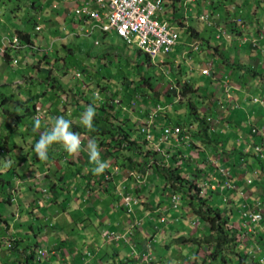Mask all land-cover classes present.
Here are the masks:
<instances>
[{"label":"rangeland","instance_id":"obj_1","mask_svg":"<svg viewBox=\"0 0 264 264\" xmlns=\"http://www.w3.org/2000/svg\"><path fill=\"white\" fill-rule=\"evenodd\" d=\"M41 1L0 0V47L7 46L5 54L0 51V175L2 174L10 181V183L6 181L5 186L0 185V214L6 220L2 223L0 233L5 236L4 246L13 242L12 237L15 234L20 236L18 243L22 253L23 251L29 252L32 248L45 250L43 254L49 258L48 264H55L56 261L53 260L57 253H53L52 250L62 248L64 245L58 246L61 243L54 242V237L59 240L69 238V241H72L75 246L65 245V251L68 252L79 247L84 236L89 233L92 236L91 239L101 238L103 240L104 252L100 256L103 258L102 262L106 264H116L119 261H123L124 264H129V262L130 264H141L137 254L149 251H151V258L159 260L161 264H182L184 257L189 264H193L191 256H194L196 251L201 255L203 246L192 243L193 239L190 237H203L209 232V224L191 210L185 198L186 194L193 192L196 188V185L190 184L192 180L190 172L196 165L192 162L194 157L185 152L179 156L172 155L174 151L177 153V150L170 146L168 153L173 160L166 162L169 166L182 163L181 169L185 174L183 177L185 184L179 185L178 190L165 184L164 176L158 175L157 169L152 167L155 159L151 157V154L160 157L163 151L154 150L155 145L167 150L166 145H162L157 138H153L151 142L147 141L141 132L140 123L148 118L147 112H152L156 108V102L166 104L169 101L171 105L165 109L167 114L162 115L161 113L160 115L173 123L180 121L184 124L182 126L192 121L187 104L188 101H193L196 95L193 92L192 96L191 93H187L183 98L182 86L186 80H189L190 86L200 93L204 92L208 96L219 93L217 90L213 92L209 87L204 88L212 84H209V80L200 72L203 67H208L209 63H212L211 70L221 68L222 56L214 53L217 45L220 47L218 51H223L227 60L230 61L232 58L235 63L244 68L254 65V62L249 63L244 60V56L247 55V52H244L246 46L239 47L235 42L243 40L242 37L237 40L238 32L242 29L243 35H247V32L252 29H255L256 33L262 26L264 30V0H192L188 2L187 7H192L189 13L193 10L194 18L187 20L199 32L200 38L195 39L199 40L200 49L198 51L188 49L190 52L182 55V50L186 49L183 43L185 44L191 37L186 28L181 25L178 46L175 45L169 54H158L155 58H148L144 52L139 51L135 44L126 43L112 31H101L92 21L81 24L76 21L73 23L72 18L78 20V17L70 11L72 6L62 0V4L68 7L66 13H72L69 17L70 21L64 22L67 26H64L63 21L66 16L55 12V9H43L38 4ZM183 1L163 0L164 7L161 14L166 19L175 22L174 19L178 20L184 14ZM33 3L37 7H34ZM206 12L211 19L213 15L214 20L219 17L216 13L223 14L220 29L218 26H209L205 20L197 19V16ZM39 14H41L40 18L37 19L36 16ZM18 30L31 32L32 46L26 44H21L18 48L10 46V41L14 37L20 40L17 37ZM239 51H243L244 56ZM254 67L253 70L257 69L256 65ZM226 69L229 70L228 67ZM77 72H80L79 76L76 75ZM54 78V82L57 84L59 82L66 91L56 87L55 83L51 86L47 85V82ZM146 79L152 84V88L145 83ZM129 80L133 82L130 86L126 84ZM174 89L177 95L173 94ZM167 90L171 95L166 96ZM82 96H86L87 100H92L96 106L86 100L77 102ZM3 98L6 99L4 102L1 100ZM82 98L85 99V97ZM33 104L37 115L41 118V127L45 125L52 127L54 124L52 117L55 116H63L65 119L77 116L73 112L74 106L79 108L80 113V111H85L89 105L94 107L96 112H101V106L105 105L108 114H115L121 120L113 118V126H124L128 129L131 132L129 139L135 140L138 147L136 151L139 153L138 158L149 159L145 167V170L149 172V179L147 177L141 184L143 190L140 187L135 189L136 185L140 184H136V181V185L131 187L134 190L132 195L135 197H138L137 194L139 195L141 190L144 194L141 200L133 204L131 214L127 213L126 209L118 207V204H112L114 199L105 200L109 194L103 198L99 197V187L91 188L94 185L90 182L91 187L85 186L83 191L81 189L83 181L89 179L88 176L84 178L83 175L87 174V170L94 168L89 159L88 144L94 141L98 146L100 141L98 136L93 137L77 132L83 141L78 155H69L63 145L58 143L57 150L51 151L47 161L40 160L41 165L34 166L35 169H39L38 176L34 177L32 172L31 176L23 177V179L26 178V182L21 178L19 181L16 180L12 175L15 174L12 170L18 165L22 169H27L37 159L33 145L39 140L37 135L43 131L40 128L37 132L39 134L35 136L31 130L34 124L33 118L36 115L31 117L26 115V112L33 108ZM196 104L201 106L199 101ZM204 105L207 108L209 104ZM55 110L59 111V114H56ZM209 114L204 116L205 119ZM212 125H215V121ZM192 140L195 141L191 139L189 143L193 145ZM5 142L7 147L11 145L12 149H7L4 146ZM14 142L16 145H12ZM178 146L183 150L186 149L184 144ZM98 150L101 154L107 152L105 147H99ZM157 151H160L159 155ZM104 160L108 162L109 166L106 169H109L115 181L117 176L114 165L120 164L121 158L112 155ZM187 160L189 163L185 162ZM77 168L80 171H77ZM130 170L132 168L128 170L118 166L119 173L126 174L134 181L132 175H129ZM135 170L137 169H133ZM44 171L48 173L45 177ZM98 185L96 182L95 186ZM169 187L179 197L173 202L175 206L170 202ZM77 188L81 191H77ZM81 193H83L82 196ZM56 194H58L56 201H51ZM207 199L214 202L222 212L228 209V202L216 194L212 196V199L207 196ZM118 203H121V200H118ZM97 206L100 208L95 210ZM150 206H159L165 211L164 215L172 216V218L161 222L156 211L153 212ZM175 214L176 217H174ZM84 216L87 218L84 219ZM136 216L141 218V223L138 224ZM135 219H137L138 226L134 228V231L130 228L133 234H127L126 238L120 242H108V232L118 229L117 221L126 224L128 220L134 222ZM71 221V227L75 228L68 226ZM228 223L232 225L231 220ZM6 225L9 226L8 231L5 228ZM252 226L253 224H250L246 227ZM122 232L123 230L116 231V233ZM250 234L247 235V241L254 239L253 234ZM8 236L11 237L9 241L6 240ZM237 239L239 240L238 237ZM49 240L53 243L50 247ZM2 248L0 257L5 262L2 264H7L8 258L12 262L20 256L19 250L1 251ZM112 248L118 250L115 258L108 257V255L112 256ZM239 249L240 244L235 243L232 251H239ZM241 253L245 255L243 251ZM34 258L37 260L38 256ZM42 261H45L44 256ZM257 261L260 262L256 257L250 259L252 264H259Z\"/></svg>","mask_w":264,"mask_h":264},{"label":"crops","instance_id":"obj_2","mask_svg":"<svg viewBox=\"0 0 264 264\" xmlns=\"http://www.w3.org/2000/svg\"><path fill=\"white\" fill-rule=\"evenodd\" d=\"M61 1L62 0H42L38 4H40V7H42L43 9L51 8V10L55 9L56 10L55 12L63 13V16H66L63 23L64 22L67 23L70 21L69 17H71L72 13H68V12L66 13V9L68 7H65ZM33 6L37 7L36 4H34ZM189 10H190V8H189ZM189 12L190 11H188L186 13V15L189 16L188 19L194 18V16L192 15L193 10L191 13H189ZM216 14L219 15L218 22H220L223 19V14H219V13H216ZM40 15L41 14L36 16L37 19L40 18ZM55 15H54V18H56ZM72 21H73V23L78 22L79 24L88 22V21H84L83 19H81L79 17H78V20H76L75 18H72ZM65 23H64V26H67ZM215 24H216V22H215ZM256 26L258 27V25H256ZM243 28H244V26H243ZM50 30L53 31L54 29H50ZM241 31L238 32L239 35L236 34V36L238 35L237 40H239L238 38L243 37V36H246L248 38H257L258 39V45L257 46H252L248 42H245V43H241L240 41H238L237 43L235 42V44H237L239 47H242L243 45L246 46L245 50H244V52H247L246 56H244L242 54V53H244L243 51H241V52L239 51V52L242 54V56H244V60H246L249 63L254 62L253 64L256 65L257 69H254V70L252 69V68H255L254 65H251L250 67L247 66L246 68H244L243 66H240L239 64H237L236 66H232L231 62L233 61V59L231 58L230 61H226V60L223 61V63H221V68H219V70L217 68H215L214 70H210V74H201L209 80V84H212V85H207L204 88L209 87L212 89L213 92H215L216 90L219 91V93H216V95H214V96H208L205 93V95L211 99L210 102H216V104H214V105L210 104V105H213V107L210 108V111L213 114V116H211V117L215 118L216 122H215V125H212L209 128V136H210V139L213 140L212 143L207 145L205 142H200L199 140L196 141L195 145L198 147L197 148L198 150L196 148H194L191 151L190 155H192L194 157V160L192 162L196 163V165L192 171L195 172L197 170H201V173H200L201 176L198 177V179H196L197 181L210 179V181L212 183H215L216 185L222 181V178L220 176H218V174L215 170V167L212 164H210V161H208L207 163L205 162L204 163L205 165H203L202 160H205V159H210V160L216 159L217 160V159H219L221 164H224V165L230 167L234 182L236 183V185L238 186V188L240 190L244 191L248 205L250 204L252 206L253 204L255 205L256 202L263 201V203H264V108L259 103L254 102L252 100V98L255 97V98L262 99L264 101V30H263V26H262L261 28H258L256 33L254 32L255 29L254 30L252 29L250 32H247V35H243V33ZM218 48H220V47H218ZM222 49H223V47H222ZM217 51H218V49H217ZM221 52H223V51H221V50L218 51V53H221ZM242 56H240V57H242ZM227 67L229 70L226 69ZM251 69H252V71H251ZM230 70H232V71H230ZM213 73H215V74H213ZM218 77H220L219 81H217ZM226 81H228V86L230 85L229 87L225 86ZM212 86H214L215 88H213ZM226 88L228 89L229 95L231 96V99H228V100L226 99V97H225L226 93L224 92ZM217 98H218V100H217ZM206 103L209 104V102H206ZM222 104H224L223 107H221ZM215 107H217V109ZM212 109H214V110H212ZM57 117L58 116L52 117V120L55 121V118H57ZM162 120L163 119H161V121ZM33 128H34V124L31 127V130L34 133ZM50 128L51 127H48L47 125H45L44 127H41L43 132L50 129ZM252 128H256L257 129L256 132L253 133ZM38 131H40V130L35 131V133ZM159 131L160 130H159V126H158L157 130L155 132L156 133L155 138L159 137V135H160ZM38 136H40V135H38ZM24 142H25V140H24ZM251 143L259 144L260 146H262L263 156H261V155L258 156L254 152V150L252 151V144ZM33 146L35 147V145H33ZM57 148L58 147L54 146L51 148V151L53 152V151H55V149L57 150ZM52 152H50L49 154H51ZM36 158H37L35 160L36 162L34 161V163H31V167H28L27 169H25V168L22 169L18 165L14 169L13 172L15 174H13V175L15 176L16 180L19 181V178H21L22 181H25L26 178L23 179V177L31 176L32 172H33L34 177L38 176L37 171L39 169L38 170L35 169L34 166H36V165L40 166L41 164H39V161H40L39 157H36ZM100 158H101V156H100ZM19 161L20 160H18V162ZM103 161H105V160H103ZM21 163H24L25 165L27 164L26 162H23V161H21ZM93 166L95 167L94 164H93ZM201 168H203V170ZM32 170H35V171H32ZM87 171H88L87 174L83 175V177L85 178L86 176H88L89 179H87V180H89L90 184L94 185V187H95L96 181L94 179H96L95 176L97 174H95L93 172V170H87ZM106 172H107V170L104 171V174ZM182 172H183V169H182ZM45 174H48V173L46 171H44L43 172L44 177H45ZM43 175H42V177H43ZM91 176L94 179H92ZM116 176H117V179H115V181L113 183L114 187L112 188V190H110V188L108 187V188H106L105 191H103L102 185L100 186L101 188H99V190H98L99 197L103 198V197L107 196V194H109L105 198V200L114 199L112 204L113 203L115 204L118 200H120V195L117 193L124 192L125 187L126 188L129 187L130 188L129 191L131 193H133L134 190L131 187L136 185L133 180H131L130 178L129 179L127 178L126 174L124 175V174L118 173V174H116ZM148 179H149V177H148ZM87 180L83 181V187L81 188L82 191H83V188L85 187V183ZM248 180H251V182L248 183ZM94 187L92 186L91 188H94ZM21 189H20V191H22ZM81 189L79 190L77 188L76 190L81 191ZM142 190H143V188H142ZM206 190H207V194H209V193L210 194L213 193L216 195L218 194V196H221L223 198L227 196L229 203L227 204L228 209H226V210H227V213L232 215V217H231L232 219H230V220L233 221V223H234L233 226L237 230L241 231V229H242L243 231H245L246 229L247 230L251 229L250 227H243L240 225V223L243 222L242 219L240 218V214H241L240 211L242 210V205L245 203V199H243V197H241L239 195V193L237 194L236 191H229L228 192L227 189H222V187L220 185L219 186L217 185V189L214 190L213 192L211 190H209V188H207ZM16 191H19V190H16ZM89 192L91 193V191H89ZM144 193H145V191H144ZM82 194L83 193H81V196H82ZM102 202H103V200L100 202V204H102ZM19 207L21 208L22 206L20 205ZM99 208L100 207L97 206V207H95V210H98ZM123 209H125V208H123ZM156 212H157V210H156ZM164 213H165V211H163V214ZM165 216H166V219L164 222L168 221V218L169 219L172 218V216H169V215H165ZM176 216L177 215L175 214L174 217H176ZM138 218H140V217H138ZM168 223H170V222H168ZM116 224L118 226V229L115 230V232L116 231H122L127 226L126 224H123L120 221H117ZM102 232H103V229H102ZM250 233L251 232L249 231L248 235H251ZM262 233L263 232L262 231L260 232V230H259L257 234H255V235L253 234L254 239L249 240V243L250 244H256V241L259 238V235H261ZM91 237H92L91 234L87 233L83 238V241H82L83 244L81 243L79 247H75L68 252L65 251L66 246L72 247L75 245L72 244L71 240L69 241V238H68V240L65 239L68 242L65 244L66 246L64 245V247H62V244H61L58 246H60L62 248L52 250L53 253L54 252L57 253L56 258L53 261L57 262V260H58L57 264H80L82 262L83 257L91 258L93 260H97L100 256V254L102 252H104L103 248H104L105 244L102 243L103 240L101 238L99 240H95V239H91ZM53 239L55 240L54 242L58 241V239L56 237H54ZM2 240H4V241H2ZM2 240L0 239V243L2 244V247H4L5 239H2ZM60 240H62V239H60ZM66 241H63V242H66ZM51 243H52V241L49 240V247H50V245L53 244V243L52 244ZM261 244H262V246H264L263 241L260 242V245ZM114 250L117 251L116 249H114ZM114 250L111 251L112 256L108 255V257L115 258V254H118V252H115ZM89 253H90V255L88 256ZM92 255L94 256V258ZM48 259L49 258L45 257V262ZM56 262H55V264H56ZM143 262H140V263L146 264L145 262L144 263ZM47 264H48V262H47ZM129 264H130V262H129Z\"/></svg>","mask_w":264,"mask_h":264},{"label":"trees","instance_id":"obj_3","mask_svg":"<svg viewBox=\"0 0 264 264\" xmlns=\"http://www.w3.org/2000/svg\"><path fill=\"white\" fill-rule=\"evenodd\" d=\"M34 5V3L32 4ZM199 19V18H197ZM178 24L183 25L184 27H186V31L188 32V34L190 35L191 39H195V38H200L199 37V32L195 29V27L193 25H191L189 23V25L184 22V21H188L187 19L181 17L178 20L174 19ZM200 20V19H199ZM217 20H219V18H217ZM216 22V24L214 25H209V26H220V22L214 20ZM184 22V23H183ZM17 37L19 40V44H26L28 46H32L33 45V41L31 39V32L30 31H17ZM218 45L216 46L214 53L217 54L218 51ZM222 56V63L223 61H229L227 60V56H225L223 54V52L219 53ZM238 63H235V61L231 62L232 66H236ZM32 77V76H31ZM55 78L52 81H48L47 85L51 86L53 83H55L56 87L58 86L62 91H66L61 84H58L56 82H54ZM32 81V80H31ZM132 80L127 81L126 84L128 86H130L132 84ZM145 83H147L150 88H152V84L149 82V80H145ZM46 85V86H47ZM47 87H45L46 89ZM182 93H183V98L185 97V95L187 93H191V96L193 95V93H195V99L193 101H188V111L190 113V115L192 116V121H189L188 125H186L187 128V132L188 135H190V137L192 139H195V141H193V145L192 143L186 142L184 139H182L181 141H175L174 140V136L172 135L171 137H169V140L167 142H162V145H166L167 150H163L160 149L162 154L160 157L157 156H153V154H151V157H153L155 160L153 162V167H155L158 171V175H162L165 178V184H169L171 187H175V189L178 190L179 185L181 186L182 184H185L184 182V175L182 173V169H181V164L179 165H172L169 166L168 160H173L172 157L169 155L168 150L170 149V146L172 148H176L177 153H175L176 151H174V153H172V155H176L179 156L181 155V153H189L191 154V151L194 148H198L195 145L196 141H200V142H205L207 145L211 144L212 141L210 139L209 136V128L210 126H212V122L208 123L205 120V115L208 113H212L210 111V108L213 107L214 104H216V102H210L211 99L208 96H204V92H198L196 90V88H193L192 86H190V81L186 80L185 84H183L182 86ZM173 89V88H170ZM126 90V89H125ZM196 91V92H195ZM173 94H176V89H174ZM193 92V93H192ZM115 93V92H114ZM40 94V93H38ZM58 94V93H57ZM166 96L171 95V93H165ZM190 96V97H191ZM37 97V96H36ZM82 97H85V99H83ZM81 100H79L80 98H78L77 102H82L83 100L90 102L92 105L94 103H92V100H87L86 96H82ZM210 99V100H209ZM2 102H4L6 99H1ZM218 100V98H217ZM216 100V101H217ZM181 101V100H180ZM199 101V104L201 105L200 107L196 104V102ZM184 102V101H181ZM206 102H209V105L207 106V108H205L204 104ZM78 103V104H79ZM171 102L169 101L168 104H170ZM64 104V103H63ZM213 104V105H210ZM95 105V104H94ZM93 105V106H94ZM96 106V105H95ZM101 106V105H100ZM99 106V107H100ZM35 106L33 104V108L32 109H28L26 112V115H30L31 117H33L34 115H37L36 109H34ZM217 109V107H215ZM78 109V110H77ZM101 112H96V115L94 117L93 120V129H88L86 126H84L82 124L81 121V116L83 114L84 111H80L79 113V108L77 106H74V110L73 112H75V114H77V116H74L72 119L69 118L67 120H69L71 122V127H70V131L74 132V133H80V134H87L88 136H93V137H100V141L98 143V149L99 147L106 148V153L101 154V159L104 160L105 158H109L112 155H115L118 158H121V162L120 164L117 163L116 165L119 167H125L128 170L132 168L133 169H137L135 170L136 173L141 174L142 171L145 170V167L147 165V162L149 159H140V157L138 158L139 153L136 152L138 150V147L136 145V142H134L135 140H130L129 136L131 135V132L126 129L124 126H119V127H115L113 126V118H118L115 114H108L109 112H107V107L105 105L101 106ZM164 114H167V110H164ZM7 112V111H6ZM201 112V114H200ZM56 114H59V111L55 110ZM59 117V116H58ZM118 120H120L118 118ZM121 121V120H120ZM156 121H159L158 118H156ZM206 121V122H205ZM123 122V121H122ZM184 125L182 122L180 121H175V123H173L172 121L170 122L169 120H167V118L164 116L162 123L159 122V124L161 125ZM195 124H196V128H195ZM122 127V128H121ZM161 131V130H160ZM35 136L38 134L37 132L35 133ZM103 135V136H102ZM38 138H40V136L37 135ZM83 142V141H81ZM184 144V146H186V151L181 149V147H179L178 145ZM12 145H16V143L14 142ZM4 146L7 149H12L11 145L10 147H7L8 145L6 144V142L4 143ZM58 147L59 144H54L50 147L49 152H51V148L52 147ZM195 149V150H196ZM198 150V149H197ZM160 151L157 152V154L159 155ZM107 154L108 156L105 157L104 155ZM49 155V153H48ZM137 155V156H136ZM38 157V156H37ZM142 160V161H141ZM187 163H189V161H185ZM79 168H77L78 170ZM107 172L110 173V175H108L109 177H106V175L104 174V172L102 174L96 175V182L99 184L98 186H93L94 188H101L100 186L102 185L103 188L102 190L105 191L106 188H110V190H112L113 183H114V177L111 172L109 171V169H106ZM203 170V169H202ZM14 169L12 170L13 173ZM79 171V170H78ZM198 171V172H197ZM195 172H191L192 177H191V183L193 186L196 185V188L193 190V192H190L189 194L185 195V198L187 199V203L188 206L191 208V210L197 214L202 220H204L207 224H209L208 228H209V232L207 234H205L203 237H190V239H193L192 243L197 244L198 246H203V253L201 255L198 254V252L196 251L194 256H191L192 262L193 264H204V263H209V264H252L250 263V259L251 257L248 255H244L243 253H241V251L239 250H235L232 251L233 248L235 247V243L237 244V240L236 238H239V234L238 232H236L237 230L235 229L234 226L230 225L228 223V221L230 219H232V215L227 213V210H225L224 212H222L217 205L210 201L209 199H207V196L211 197L214 195L212 194H200L199 190L200 188L197 186V180L198 177L201 176V170H197ZM106 172V173H107ZM2 173V172H1ZM119 172L117 171V174ZM144 172H142L143 174ZM13 175V174H12ZM6 181H8V179H5L2 174L0 175V185L1 186H5L4 184L6 183ZM138 182V179L134 180V183ZM141 181V180H140ZM95 182V183H96ZM8 183H10V181H8ZM143 184V182H138ZM137 184V183H136ZM141 184L136 185L135 189H138L137 187H141ZM7 185V184H6ZM85 186H90L89 184V180L86 181ZM93 188V189H94ZM170 188V187H169ZM210 190V187H208ZM129 187L128 188H124V193H130L129 191ZM54 190V189H53ZM216 190V189H215ZM195 191V192H194ZM212 191V190H211ZM213 192V191H212ZM212 195V196H211ZM218 195V194H217ZM137 198L139 200H141L142 196L144 197V194L142 193V191H140L139 195L137 194ZM58 197V194H56L54 196V198H50L51 201H56ZM221 196H219L220 198ZM227 197V196H226ZM224 201H225V197H221ZM144 200L142 199V202ZM216 201V200H215ZM64 207V206H63ZM84 219L87 218V216L83 217ZM6 220L1 216L0 214V233L2 232V223H4ZM228 223V224H227ZM72 221L70 222V224L68 225L69 227H71ZM52 227V223L50 224ZM8 227L6 225V229L8 231ZM71 228H75V227H71ZM78 233V231L76 232ZM2 235V236H1ZM1 236V240L5 239L3 236V234H0ZM11 239L10 236H8V238H6L7 241H9ZM12 241L10 243V245L8 246H4L2 248L1 251H5V249H9V250H19L20 251V246H19V239L20 236H17L15 234H13L12 237ZM58 239V238H57ZM183 239V238H182ZM4 241V240H2ZM59 243H61L62 245H65L66 243H68L66 240H59ZM66 241V242H63ZM4 243V242H3ZM5 245V244H4ZM2 247V244L0 243V249ZM201 248V247H200ZM114 250V249H113ZM36 251L37 249L32 248V250H30L29 252L26 251H20V256L18 258H16V260H12V262H10V259L8 258V261L6 262L7 264H41L42 261V257L38 258L37 260L34 258V256H36ZM115 251V250H114ZM115 252H118L115 251ZM2 254V252H1ZM3 255V254H2ZM103 256V255H102ZM94 258V257H93ZM103 258H101V256H99V258L97 260H90L91 264H106L104 262H102ZM258 262V261H257ZM5 263L4 260L0 257V264ZM259 264H261L260 262H258ZM42 264H47V261H42ZM254 264V263H253Z\"/></svg>","mask_w":264,"mask_h":264},{"label":"built area","instance_id":"obj_4","mask_svg":"<svg viewBox=\"0 0 264 264\" xmlns=\"http://www.w3.org/2000/svg\"><path fill=\"white\" fill-rule=\"evenodd\" d=\"M70 4L72 13L83 19L84 21H92L101 31H112L116 35L120 36L126 43L135 44L141 52H144L150 58H155L158 54H169L175 45L179 43V29L180 25L171 22L166 19L162 13L163 5L162 0H63ZM202 20L208 21V15L202 14L199 17ZM4 42V40H2ZM254 44V42H253ZM21 44L16 37L10 41V46L18 48ZM186 49L182 54H186L188 49L198 50V41L187 42L184 44ZM7 46L0 47V51L5 54ZM16 63V59L14 60ZM202 74H209L208 68L201 70ZM79 75V73H77ZM256 100V99H255ZM164 109V106L157 104L156 108L148 114V118L145 120L141 127V132L144 134L145 139L149 142L155 137L156 118ZM160 135L158 140L160 143L167 142L169 137L174 136V140L180 141L186 135H183L186 128L179 125H163L160 128ZM157 148V145H156ZM258 149V147H256ZM117 170V167H114ZM220 175L224 178L222 184L228 190H237L236 185L230 180L229 172L223 168L219 169ZM130 175L140 179L135 171H130ZM201 186H209L211 189H215L216 185L204 182ZM240 195H244V192L238 190ZM176 194L171 195V201L174 202L177 199ZM136 200L134 197L127 193L122 196V203L127 207L128 211H131V206ZM257 210H248L242 212L244 218L250 219L251 222L259 223L264 217V206H260L257 203ZM121 236L113 235L110 239H119ZM250 252V251H249ZM38 254L42 255L43 251L39 250ZM84 264H88L85 262ZM158 264V263H155ZM183 264H187L183 262Z\"/></svg>","mask_w":264,"mask_h":264},{"label":"clouds","instance_id":"obj_5","mask_svg":"<svg viewBox=\"0 0 264 264\" xmlns=\"http://www.w3.org/2000/svg\"><path fill=\"white\" fill-rule=\"evenodd\" d=\"M192 0H184L183 1V5H184V14L182 15V17L183 18H185V19H188L189 18V16L188 15H186V13L188 12V11H191V9H192V7H187V3L188 2H191ZM162 5H163V7H164V3H163V0H162ZM189 8H190V10H189ZM207 14V12L205 13V15ZM74 15V14H73ZM190 15V14H189ZM202 15V14H201ZM208 15V14H207ZM200 17V15L199 16H197V18H199ZM200 19V18H199ZM189 20V19H188ZM200 20H202V19H200ZM208 20L209 21H211V23L209 24L208 23V21H207V24L208 25H214L215 24V21H214V18H213V15H212V19H211V17L208 15ZM206 21V20H205ZM171 22H173V21H171ZM188 25H189V23H188V21H185ZM173 23H176V24H178L176 21L175 22H173ZM178 25H180V24H178ZM180 27H182L181 25H180ZM187 26H185V28H186ZM220 27V26H219ZM218 27V28H219ZM181 29V28H180ZM179 29V30H180ZM220 29V28H219ZM178 30V31H179ZM114 33V32H113ZM179 36H180V34H179ZM120 37V36H119ZM243 38V40H241L240 42L241 43H245V42H248V43H250L252 46H257L258 45V39L257 38H248V37H246V36H243L242 37ZM198 41V43H199V47H198V50L200 49V42H199V40L198 39H189L187 42H192V41ZM186 42V43H187ZM253 42H254V44H253ZM183 45H184V43H183ZM177 46H178V44H177ZM198 50H195V51H198ZM140 51V50H139ZM192 51H194V50H192ZM182 52H183V50H182ZM188 52H190V51H188ZM187 52V53H188ZM186 53V54H187ZM186 54H184V55H186ZM183 55V54H182ZM148 58H150L149 56H148ZM211 65H212V63H209V65H208V67H203V68H208L209 69V74H210V70H211ZM202 68V69H203ZM201 69V70H202ZM201 72V71H200ZM77 73H79L80 74V72H77ZM76 73V75H78ZM201 74H202V72H201ZM79 76V75H78ZM225 86H228V81H226L225 82ZM230 86V85H229ZM228 86V87H229ZM227 87V88H228ZM225 89V93H226V99L228 100V99H231V96L229 95V91H228V89ZM256 99V100H255ZM252 100L254 101V102H257V103H259L263 108H264V101L262 100V99H259V98H252ZM157 104H160L161 106H164V109L161 111V112H159V114H158V116H157V118L159 119V121L162 123V121H161V119H163L164 117L162 116L163 115V111L166 109V108H168L170 105H171V103L170 104H168V103H166V104H161L160 102H156V106H157ZM223 105L224 104H222L221 105V107H223ZM151 111H149V112H147L148 114L150 113ZM162 113V115H160ZM95 115H96V110H95V108L94 107H92L91 105H89L87 108H86V110L83 112V114H82V116H81V121H82V124L84 125V126H86L88 129H93V120H94V117H95ZM211 116H213V114L212 113H210L209 115H207L206 116V121L208 122V123H210L211 121H215L216 122V119L215 118H212ZM34 119V128H33V130L34 131H37V130H39L40 128H41V118H40V116L39 115H37L36 117H34L33 118ZM145 121L143 120L142 121V123H140V126L142 127V125H143V123H144ZM158 121H156V129H155V132H156V130H157V127L159 126V123H157ZM169 125H170V123H169ZM163 125H161V126H159V130H160V128L162 127ZM171 126H173V125H171ZM179 126H181V127H184V128H186V126H182V125H179ZM70 127H71V122L69 121V120H67V119H65L63 116H60V117H57V118H55V121H54V124L52 125V127L50 128V129H48V130H46V131H44V132H42L41 134H40V138H39V141L35 144V152H36V154H37V156L39 157V159L41 160V161H47L48 160V158H49V156H48V153H49V149H50V147L52 146V145H54V144H57V143H60V144H62L63 145V147H64V149H65V151L69 154V155H73V156H75V155H78L79 154V152H80V150H81V139H80V136L77 134V133H74V132H72V131H70ZM186 130H187V128H186ZM185 130V132H187ZM256 128H252V132L254 133V132H256ZM185 132H183V135H186V137H184L183 139L187 142V139H188V141H190L192 138L190 137V135H188V133H185ZM159 133H161L160 131H159ZM156 134V133H155ZM144 135V134H143ZM156 137V136H155ZM155 137H153V138H155ZM157 139H158V137H157ZM211 141H213V140H211ZM252 144V149L254 150V152L258 155V156H263V150H262V146H260L259 144H253V143H251ZM256 147H258V149H256ZM88 149H89V159H90V161L95 165V167L93 168V172L95 173V174H97V175H99V174H102L104 171H105V169L109 166V164H108V162H106V161H102L101 160V158H100V152H99V150H98V146H97V144L94 142V141H91V142H89V144H88ZM154 150H160V148L157 146V148H156V145H155V149ZM157 152H159V151H157ZM208 161H210V164H212L214 167H215V170H216V172H217V174H218V176H220L221 178H222V181L221 182H219V184H217L218 186L220 185L221 187H222V189H227L226 187H223L222 186V184H223V182H224V178L220 175V172H219V169L220 168H223V169H225V170H227L228 172H229V178H230V180L236 185V183L234 182V179H233V175H232V172H231V169H230V167H228V166H226V165H224V164H221V162L219 161V159H214V160H210V159H205V160H202V164L203 165H205L204 163L206 162H208ZM117 167V170H115L114 169V171H115V174H117V171H118V166L115 164L114 165V167ZM152 167H153V165H152ZM201 169H203V168H201ZM130 171H133V170H130ZM142 172H144L143 174H142ZM141 172V174H139V173H136V171H135V173L137 174V176H139L140 177V179H138V182H144L145 180H146V178L148 177V175H149V172L147 171V170H144V171H142ZM105 175H106V177H109L108 175H110V173L109 172H107V173H105ZM130 175V174H129ZM135 180H136V177H134V176H132ZM127 178L129 179L130 177L129 176H127ZM141 180V181H140ZM138 182H136V183H138ZM204 182H209V183H212L211 181H210V179H205V180H201V181H197V186L200 188V190H199V192H200V194H204V193H206L207 192V188L209 187V186H206V187H202L201 186V184H203ZM251 182V180H248V183H250ZM141 184V183H140ZM212 184H215V183H212ZM216 185V184H215ZM217 185H216V187H215V189H217ZM215 189H211L210 188V190H212V191H214ZM236 189L237 190H228V192L229 191H236V193L238 194V190H240L239 188H238V186L236 185ZM242 191V190H241ZM244 192V191H243ZM169 193H171V195L172 194H176L177 195V197H178V194L176 193V192H174V190L172 191V189L171 188H169ZM119 195H120V200H121V203H118V201L115 203V204H118V207H121V208H125L126 209V211H127V213H129V214H131L132 213V210H133V204L135 203V202H137L139 199L137 198V197H135L134 195H132V193L130 192L129 194H131L133 197H134V199L136 200L135 202H133V204H132V206H131V211H128V209H127V207L126 206H124L123 205V203H122V196L124 195V194H126V193H124V192H119L118 193ZM171 195H170V202L171 203H173L172 201H171ZM240 195V194H239ZM241 197H243V199H245V203L242 205V210L240 211L241 212V214H240V218L242 219V223H240V225L241 226H243V227H246V226H249L250 224H253V226L252 227H250L251 229H246L245 231H243L242 229H241V231H239V230H237L236 228V232H238V234H239V240H237V241H240V242H237V245L238 244H240V251L242 252H244L246 255H248V256H250V257H256L257 259H259V261H260V263L261 264H264V246H262V244L260 245V242L261 241H263V244H264V217H263V219H262V221L261 222H259V223H256V222H251L250 221V219H247V218H244V216L242 215V212L243 211H245V210H251V211H253V210H257L258 209V205H257V203H260V206H264V203H263V201H261V202H256V204L254 205H248V203H247V199H246V197H245V194L242 196V195H240ZM179 198V197H178ZM225 201L226 202H228L229 203V200H228V198L227 197H225ZM173 205L175 206V203H173ZM245 206H247V208L245 207ZM151 208V210L154 212V211H156L157 210V214H158V216H159V218H160V221L161 222H164L165 221V219H166V216L163 214V210L159 207V206H157V207H150ZM134 217V216H133ZM137 217V216H136ZM138 218V217H137ZM141 218H138V224L139 223H141V220H140ZM137 219H135L134 220V222L133 221H130V220H128L127 221V223H126V228L123 230V232L122 233H116L115 231H109L108 233H109V237L111 236V234H113V235H119V236H121L119 239H117V240H115V239H110V238H108V242H120L121 240H123V239H125L126 238V236H127V234H129V233H131V234H133V231H134V228L135 227H137L138 226V224H137V221H136ZM196 223H198V222H196ZM232 226L234 225V223H233V221H232ZM256 226H258L257 228H256ZM133 229V231H131V229ZM260 230V232L262 231L263 233L261 234V235H259V238L257 239V241H256V244H250L249 243V241H247V235L249 234V231L252 233V234H257L258 233V231ZM150 242V240L148 241V243ZM6 243V242H5ZM135 247V246H134ZM40 250V249H39ZM39 250H37L36 251V256H38V258H40V257H42V256H44V257H46L44 254H42V255H40V254H38V251ZM41 251H43V252H45V250H41ZM112 251H113V248H112ZM250 251V252H249ZM150 253H151V251H149L148 253H143V254H140V253H138L137 254V256L139 257V261L140 262H145L146 264H155V263H158V264H161V262L159 261V260H155V259H153V258H151V255H150ZM90 254H88V256H89ZM93 256V255H92ZM94 257V256H93ZM185 258V257H184ZM184 258H183V262H186L187 264H189V262H187L186 260H184ZM90 260H91V258H86V257H83V259H82V262L80 263V264H84L85 262H87L88 264H91L90 263ZM143 262V263H144ZM183 262H182V264H183ZM124 262H122V261H120L119 263H116V264H123Z\"/></svg>","mask_w":264,"mask_h":264}]
</instances>
